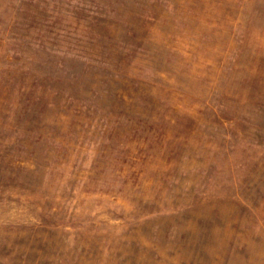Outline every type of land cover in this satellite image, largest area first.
I'll list each match as a JSON object with an SVG mask.
<instances>
[{"label": "rangeland", "instance_id": "1", "mask_svg": "<svg viewBox=\"0 0 264 264\" xmlns=\"http://www.w3.org/2000/svg\"><path fill=\"white\" fill-rule=\"evenodd\" d=\"M0 264H264V0H0Z\"/></svg>", "mask_w": 264, "mask_h": 264}]
</instances>
